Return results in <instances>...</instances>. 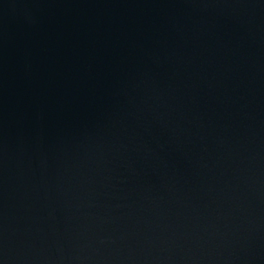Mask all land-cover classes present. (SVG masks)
<instances>
[{
	"label": "water",
	"instance_id": "95a60500",
	"mask_svg": "<svg viewBox=\"0 0 264 264\" xmlns=\"http://www.w3.org/2000/svg\"><path fill=\"white\" fill-rule=\"evenodd\" d=\"M0 264H264V0H0Z\"/></svg>",
	"mask_w": 264,
	"mask_h": 264
}]
</instances>
